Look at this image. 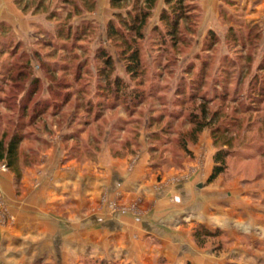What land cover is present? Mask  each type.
<instances>
[{
    "label": "rangeland",
    "instance_id": "rangeland-1",
    "mask_svg": "<svg viewBox=\"0 0 264 264\" xmlns=\"http://www.w3.org/2000/svg\"><path fill=\"white\" fill-rule=\"evenodd\" d=\"M14 1L0 0V139L6 141L12 134L20 133L22 141L18 147V176L2 162L0 175L9 178L16 199L38 191L40 181L44 180L46 183L40 186L43 199L48 194L46 186L51 174L68 172L71 176L74 168L82 176L91 175V167L98 162L108 166L120 159L131 164L141 148L150 164V176L157 181L163 176L175 180L194 175L203 180L205 166V170H211L212 156L225 137H231L233 152L225 158L224 171L209 182L211 188L225 191L233 182L238 187L256 189L264 185V94L256 104L250 98L262 90L256 82L264 81L260 77L253 79L254 74L264 71L259 69L264 63V18H259L252 0H217L216 12L207 16L197 0L199 14L194 30L186 31L193 22L180 23L182 42L174 45L169 41L162 45L158 40L154 28L161 32L165 29L158 23L159 12L156 14L155 10L143 28V40L137 44L143 68L137 80H130L124 72L115 50L117 40L106 35L112 11L105 2L89 11L82 0H24L25 10ZM132 1L127 0L117 9H129ZM76 7L80 8L77 15ZM67 29L69 39L64 40L57 31L64 36ZM209 31L214 36L211 45L210 38L205 39ZM103 51L112 60L109 79L119 77L127 89L142 91L145 98L141 105L133 108L131 103H126V107L114 104L111 108L109 98L98 96V86L103 84L98 79L102 65L99 54ZM6 76L10 78L7 80ZM32 79L37 81L34 90ZM192 81L199 91L189 97ZM203 101H209L204 106L206 122L211 129H219V143L215 145L208 128L203 130L209 138L212 156L210 147L204 144L200 152L194 151L200 135L195 143H188L185 152L180 148L183 140H191L188 115L203 117ZM36 102L45 111L33 116L32 106ZM98 104L102 105L101 110H97ZM162 129L167 130L163 133L166 141L148 140L149 132L161 133ZM258 149L263 151L262 155ZM201 183L200 189L205 185ZM216 198L223 200L224 193H216ZM139 201L133 200L127 210L139 214ZM9 205L16 207L14 200L8 203L0 198V227L15 233V215ZM106 206L109 211L117 210L113 202ZM56 216L63 220L66 214ZM199 226L209 236L194 238ZM242 228L257 236L252 232L256 230ZM180 232L185 237L184 246L165 247L163 252L168 259L165 254L160 255V250L154 252L151 261L141 264H166L167 260L168 264H264L258 252L241 258L240 246H231L227 234L217 228L196 223L192 229ZM258 232L264 237V229L259 228ZM3 244L6 242L2 243L4 247ZM258 248L264 252V246ZM77 249L78 257L71 264H130L126 263L128 251L122 250L117 256L107 252L108 256H104L90 246ZM130 255L133 257L134 253Z\"/></svg>",
    "mask_w": 264,
    "mask_h": 264
},
{
    "label": "crops",
    "instance_id": "crops-1",
    "mask_svg": "<svg viewBox=\"0 0 264 264\" xmlns=\"http://www.w3.org/2000/svg\"><path fill=\"white\" fill-rule=\"evenodd\" d=\"M103 2L108 4V0H96V6ZM252 2L258 9L259 18H264V0ZM199 3L206 16L216 12L219 4L217 0H200ZM162 8L163 0H156L152 13L157 10L158 14ZM196 143L195 152H200L204 144L206 148L210 147L212 156L213 150L204 132ZM147 160L141 148L131 164L126 159H120L108 166L98 162L91 167V175L82 176L74 168L76 174L71 176L68 172L51 174L46 186L48 194L43 199L41 195L44 191L40 190V186L46 182L40 177L38 179L42 183L38 191L27 198L24 194L16 199L9 178L0 175V198L8 203L14 200L16 204L15 208L8 206L15 215V229L12 230L16 232L9 233L8 227H0V264H15L16 261L26 264H71L78 257L77 247L80 246L98 249V253L104 256H108L107 252L117 256L122 250L128 251L126 263L141 264V261H151L156 251L161 250L160 255L167 257L163 252L165 247L184 246L185 237L180 230H190L196 223L227 234L231 246H240L241 258L258 252L264 261V252L258 248L264 246V237L258 232L259 228L264 229V224H261L264 223V185L256 189L238 187L233 182L225 191H216L211 188V183L206 182L210 173V169L205 170L207 165L203 180L194 175L170 181L163 176L157 181L150 176ZM201 182L205 187L200 189ZM205 189L209 190L208 194ZM216 193H224V199L218 201ZM138 198L142 211L137 214L127 210L126 207ZM109 202L115 203L116 211L107 209ZM58 213H64L66 217L62 220L56 216ZM242 227L256 230L252 232L257 236L246 233ZM22 245L28 248L24 250ZM130 253L134 256L131 257Z\"/></svg>",
    "mask_w": 264,
    "mask_h": 264
},
{
    "label": "trees",
    "instance_id": "trees-1",
    "mask_svg": "<svg viewBox=\"0 0 264 264\" xmlns=\"http://www.w3.org/2000/svg\"><path fill=\"white\" fill-rule=\"evenodd\" d=\"M126 1L127 0H108V6L111 9L112 14L110 19L106 23V35L108 38H115L117 40L115 44V50L118 55V59L123 65L124 72L129 76L130 80H137V78H139V76L143 74L139 48L137 44L144 38L143 28L152 16L156 0H133L129 9H117V7L124 5ZM14 3L17 6H21L22 4V10H25L27 7V5L24 3V0H15ZM82 3L87 5V9L89 11H93L94 7L96 6V0H82ZM79 10L80 8L76 7L74 10V14H79ZM198 14L199 5L197 0H163V8L159 11L157 19L158 23H161L164 26L165 30L164 32H161L159 28H154V32L157 34L160 43L162 45H165L169 41L171 45H174L177 41L182 42V36L179 35L178 31L179 24L182 22H193V28L188 27L186 29V31L190 33L195 28ZM84 29H80V31L83 32ZM86 30H88V28ZM57 32L64 40L69 39L68 35L70 33V29H67L64 36L62 35L64 33H60V31ZM207 38H210L208 44L211 45L214 40L212 32H207L205 39L207 40ZM99 58L102 65L98 69V79L101 80L103 84L98 86V96L104 99L109 98L111 100V108H113L112 106H114V104H125L124 106L126 107V103H131L133 105V108L141 105L145 98L143 92L139 90L136 91V89H127L126 84H123V81L119 77H113L110 80L109 76L113 71L112 60L104 51L99 54ZM261 68H264V63L259 65L260 70ZM23 74H29V72H25ZM255 77H260L261 79H263L264 71H262L261 74L259 73V75L254 74L253 79ZM9 78L10 77L8 76L5 77V79L7 80ZM196 79L199 80V77H197ZM36 83L37 81L35 79L31 80V87L33 88L32 90L35 89ZM256 85H258L262 90L257 91L250 96L252 103L254 104L259 102L261 94H264V81L258 80V82H256ZM197 86L198 85H196V83H194L193 81L191 82V84H189L188 90L191 92L189 94V97H193L194 92L199 91V88ZM32 92L33 91H31V93ZM207 102L209 101H203L202 103L203 109L201 110L200 114L203 115V117L198 119V117H195L194 114L188 115L189 122L192 125V129L190 130L191 140H183L181 142L180 148L184 152L188 146V143H195L197 141V137L206 128H208L209 135L211 139H213V145L219 143L217 137V134L219 132L218 127L215 129H211L209 127V123L206 122V110L204 106L207 104ZM249 107L250 105L247 106V108ZM32 108V110H34L35 112L32 114L33 116L41 115L45 111L44 107H37V102L32 106ZM101 108L102 105L98 104L97 110H101ZM21 112L22 115L25 114L24 107L22 108ZM96 113L99 114V111H96ZM97 117L98 116L95 115V118ZM150 125L151 122L147 125V127H150ZM166 132V129H162L161 133H158L157 131H154L152 133L151 131L149 132V137L151 138L148 137V140L152 142L153 140L160 138L161 140L166 141V138L163 136V133ZM226 132L227 129L226 127H224L223 133ZM21 141L22 135L20 133L12 134L6 141L0 139V162H2L3 166L6 167L7 170L11 172L15 177H17L19 173L18 147ZM230 143L231 137H225L223 142L219 143L220 147L216 149L215 153L212 156V168L206 179L207 183L212 182L219 174L224 171L225 158L229 156L231 152H233V150H231ZM150 148L153 149L154 146H151ZM259 150L261 149H258V152L260 155H262L263 151L260 152ZM193 236L197 239L198 237L209 236V234L203 227L199 226L197 230L194 231Z\"/></svg>",
    "mask_w": 264,
    "mask_h": 264
}]
</instances>
